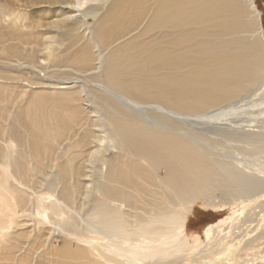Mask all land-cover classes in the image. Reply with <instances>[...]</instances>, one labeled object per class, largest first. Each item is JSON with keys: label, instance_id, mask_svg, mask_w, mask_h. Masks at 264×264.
Masks as SVG:
<instances>
[{"label": "bare ground", "instance_id": "1", "mask_svg": "<svg viewBox=\"0 0 264 264\" xmlns=\"http://www.w3.org/2000/svg\"><path fill=\"white\" fill-rule=\"evenodd\" d=\"M67 1L80 8L84 16L80 27L90 31L87 20L99 15L88 6L93 0ZM247 2L259 15L254 1ZM98 7L93 9L99 10ZM110 7L107 18L112 22L130 18L132 25L143 9L137 0H114ZM237 10V0H157L147 30L151 36L137 33L123 39L107 54L102 48L107 51L114 46V40L119 41L132 31L125 25L119 29L105 21L100 23L116 35L109 38L108 44H104L106 39L102 43L91 39L95 49L93 64L82 48L78 67L96 85L86 80L74 81L81 92L71 118L75 122L83 106L94 114L97 135L90 147L93 150H84L91 143L87 122L79 126L72 138H54L51 147L40 139V131L32 137V143L15 133L13 127L3 133L0 243L7 242L6 231L15 224L16 216L31 215L33 222L51 230L70 224L85 226L86 234L76 238L84 247L66 254L80 258L77 264H253L262 257L264 35L262 31L261 38L253 43L237 36L224 39L238 28L236 20L228 19L229 15L235 17ZM3 14L19 18L11 10L6 9ZM66 16L64 22L45 25L39 19L34 22L35 29L42 31L40 28L49 25L45 37L59 41L56 35L61 26L72 27L62 25L68 23L72 11ZM208 28L214 29L217 43L193 40L207 36ZM178 29L176 34L174 30ZM153 30L165 35L154 37ZM45 50L49 60L54 50L52 43ZM88 94L94 96L93 102ZM96 106H102L106 115L100 116ZM57 107L63 111L67 105L59 101ZM58 132L62 135L65 129ZM67 140L74 151L68 163L87 154L85 175L70 184L69 178L74 175H61L59 185L68 184L71 188L64 187L61 194L54 190V181L47 182L45 193L30 192L22 178L25 162L16 157L18 148L62 150ZM120 147L126 149V157L120 166H114L104 153ZM220 189L226 194L221 202L223 208L231 207L234 215L209 229L207 244L194 239V247L186 230L187 215L194 212L193 204L199 200L205 207L222 209L215 202ZM94 193L93 208L84 212V219L83 211ZM74 194L84 200L80 210L66 202ZM27 202L35 205L34 213L25 211ZM9 250L2 247L0 256L6 262L17 261L16 251ZM22 261L23 257L18 262Z\"/></svg>", "mask_w": 264, "mask_h": 264}, {"label": "rangeland", "instance_id": "2", "mask_svg": "<svg viewBox=\"0 0 264 264\" xmlns=\"http://www.w3.org/2000/svg\"><path fill=\"white\" fill-rule=\"evenodd\" d=\"M54 1L0 0V136L6 131L10 132L9 128L13 127L15 133L32 143L34 141L32 137L35 136L37 131H40V139L51 147L54 138H72L79 126L87 122L90 126L91 143L84 150L89 148V151H92L93 148L90 150V147L97 135L94 132V128L96 129L94 114L89 113L83 106L79 115L75 117V122L71 120L74 116L72 113L73 106L79 104L78 99L81 92V87L75 85L74 81L86 80L88 83L96 85L78 67L81 50L83 47L85 48L91 58L89 63L93 64L95 49L91 44V39L96 40L98 43H102L106 39L104 44H108L109 38L116 35V32L110 33L109 26L100 25L104 21L119 26V29L125 25L127 29H131L132 33L119 39V41L114 40V46L107 51L102 48L103 54L112 51L123 39L137 33L142 36H151V33L147 30L150 29L148 25L155 14L157 0H137L142 3L143 9L141 17L135 25L131 24L130 18H127L124 22H112L111 18H107V14L112 10L110 6L114 0H93L88 6L92 12L99 15L90 17L87 20L90 31H84L85 28L80 27V22L84 21L83 14L78 10L80 8L72 6L67 0H59L61 1L60 4H55ZM237 1L238 10L235 17L229 15L230 18L228 19L232 22L236 20L238 28H234L224 39L237 36L242 41L246 40L249 43L258 41L261 38L262 31L264 35V0H253L256 9L260 13L259 15L255 10H252L247 0ZM49 2L53 3L52 6ZM94 6H99V10H94ZM101 7L102 10H100ZM6 9L15 12L16 16H19L18 20L5 16L3 11ZM68 11H72V17L68 20V23L62 25H72V27L64 29L61 26V30L57 31L58 35H56L59 41L51 37H45V34L49 32L47 30L49 25L40 28L42 31L35 29V23L39 19L45 22L44 25L46 22L52 21L62 20L64 22L67 20L66 14ZM101 18H104V20H101ZM24 24L28 25L27 28H24ZM200 26L202 25L200 24ZM53 31L56 30L53 29ZM179 31V29L174 30L176 34ZM153 34L154 37L165 35L160 30H153ZM83 35H85L84 38ZM193 40L206 43H208V40L218 42L213 28H208V35L204 38L197 36ZM48 43H52L54 48L49 60L46 56L48 51L45 50ZM104 44H100V46ZM88 96L90 101L93 102L94 96L92 94H88ZM74 97L76 101H74ZM59 101L67 105L66 110L59 111L57 107ZM95 108L99 111L100 116L106 115V111L102 106H96ZM58 114L64 117H59ZM60 128L65 129V133L62 135L58 132ZM83 133V131L80 132L81 135ZM4 138L9 139L10 137L6 136ZM70 143L69 140L64 141L62 150L42 149L38 151L35 148L30 150L27 146L18 148L16 157L18 160L25 162L22 178L31 190L30 192L45 193L49 186L47 182L54 181V190L61 194L64 187L71 189L68 184L59 185L58 180L61 175L63 177L74 175L69 178V184L72 182L71 180H76L79 176L85 175L88 170L86 166L87 154L85 153L77 160L68 163L74 153L68 146ZM68 150H71L70 155L65 156ZM126 152V149L122 147H120V150L112 148L105 151L104 158L114 166H120L122 158L126 157ZM55 159L59 162L55 163ZM55 177L57 180H55ZM83 179L85 181V178ZM93 195L88 204L89 207L87 206L83 211L84 219H87L84 212L93 208L94 199L96 198L95 193ZM225 197L226 194L221 189L215 195V202L221 205L222 209L205 207L202 200L193 204L195 210L187 215L188 225H186L192 246L195 247V240H201V243L207 244L211 234L210 232L207 234L209 229L219 221L234 215L231 207L223 208L221 202ZM82 200L81 196L74 194L66 202L76 210H80L84 205V200ZM25 211L34 213L36 211L35 205H29V202H27ZM15 219V224L10 230L6 231L8 233L7 242L0 243V249L4 247L7 251V247H9L11 253L16 251L17 261L11 263L10 260H7L6 262L0 256V264H58L60 262L77 264L80 261L77 256L73 258L66 254L77 247H84V245L78 244L76 238L79 234H86L85 226L79 224L76 227L70 224L63 229L51 230V227L33 222L31 215H19ZM153 220H155L154 217ZM261 251H263V256L256 259L253 264H264V248ZM1 253L4 254V252ZM21 257H23V261L19 263Z\"/></svg>", "mask_w": 264, "mask_h": 264}]
</instances>
